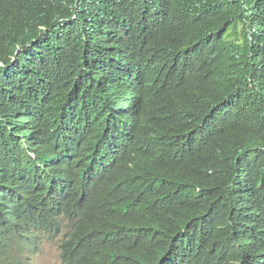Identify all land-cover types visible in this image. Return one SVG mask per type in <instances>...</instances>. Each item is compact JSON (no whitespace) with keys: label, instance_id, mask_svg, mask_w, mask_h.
<instances>
[{"label":"trees","instance_id":"16d2710c","mask_svg":"<svg viewBox=\"0 0 264 264\" xmlns=\"http://www.w3.org/2000/svg\"><path fill=\"white\" fill-rule=\"evenodd\" d=\"M264 264V0H0V264Z\"/></svg>","mask_w":264,"mask_h":264},{"label":"rangeland","instance_id":"374dc122","mask_svg":"<svg viewBox=\"0 0 264 264\" xmlns=\"http://www.w3.org/2000/svg\"><path fill=\"white\" fill-rule=\"evenodd\" d=\"M32 264H63L60 258L58 238L44 241L33 254Z\"/></svg>","mask_w":264,"mask_h":264},{"label":"clouds","instance_id":"9594fccd","mask_svg":"<svg viewBox=\"0 0 264 264\" xmlns=\"http://www.w3.org/2000/svg\"><path fill=\"white\" fill-rule=\"evenodd\" d=\"M46 240H48V239H43V240H42V244H43V242L46 241ZM40 246H41V244L36 248V250H37ZM36 250H35L33 253L30 254V256H31V264H32L33 254L36 252ZM59 250H60V249H59ZM60 258H61V257H60Z\"/></svg>","mask_w":264,"mask_h":264}]
</instances>
